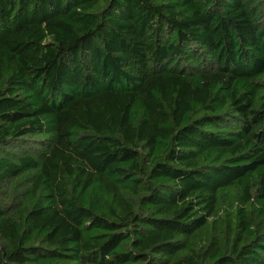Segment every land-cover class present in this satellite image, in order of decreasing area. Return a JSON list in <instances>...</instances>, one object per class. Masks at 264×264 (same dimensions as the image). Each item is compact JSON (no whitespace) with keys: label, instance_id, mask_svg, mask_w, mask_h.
I'll use <instances>...</instances> for the list:
<instances>
[{"label":"trees","instance_id":"obj_1","mask_svg":"<svg viewBox=\"0 0 264 264\" xmlns=\"http://www.w3.org/2000/svg\"><path fill=\"white\" fill-rule=\"evenodd\" d=\"M0 264H264V0H0Z\"/></svg>","mask_w":264,"mask_h":264}]
</instances>
